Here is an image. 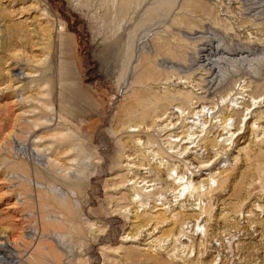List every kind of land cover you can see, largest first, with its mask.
I'll list each match as a JSON object with an SVG mask.
<instances>
[{
  "label": "rangeland",
  "instance_id": "1",
  "mask_svg": "<svg viewBox=\"0 0 264 264\" xmlns=\"http://www.w3.org/2000/svg\"><path fill=\"white\" fill-rule=\"evenodd\" d=\"M0 245V264H264V3L0 0Z\"/></svg>",
  "mask_w": 264,
  "mask_h": 264
},
{
  "label": "bare ground",
  "instance_id": "2",
  "mask_svg": "<svg viewBox=\"0 0 264 264\" xmlns=\"http://www.w3.org/2000/svg\"><path fill=\"white\" fill-rule=\"evenodd\" d=\"M260 2L263 4L264 3V0H260ZM213 35V34H212ZM215 35V34H214ZM45 37H46V39H50L49 38V32H46V34H45ZM211 42V41H210ZM208 43V42H207ZM210 44V43H209ZM247 47V46H246ZM240 50H242V49H240ZM254 50V49H253ZM243 51V50H242ZM248 51H249V49H248ZM201 52H202V54L200 55V61L201 62H203L205 65L204 66H207V71H209L210 70V74H213L217 69H218V63H217V61H218V59H219V57H221V56H219V57H217V55L218 54H223L222 52H220V50L217 48V46H214V45H208V46H206V48H203L202 50H201ZM231 52V51H230ZM251 52V51H250ZM249 52V53H250ZM127 53V52H126ZM238 54H242V52L241 51H239V50H235V52L233 53V55H238ZM245 54V53H244ZM127 55V54H126ZM228 55V54H227ZM255 55V54H254ZM230 56V55H229ZM232 56V55H231ZM241 55H239V57H240ZM250 56V55H249ZM126 57V56H125ZM128 57V56H127ZM225 57V56H224ZM228 57V56H227ZM226 58V57H225ZM224 58V59H225ZM230 58V57H229ZM246 58V57H245ZM231 59H232V57H231ZM250 59V58H249ZM126 60V59H125ZM124 60V61H125ZM242 61V60H241ZM240 61V62H241ZM199 63V62H198ZM202 63V64H203ZM220 63V62H219ZM199 67V66H198ZM145 69V68H144ZM202 70V69H201ZM218 71V70H217ZM216 71V72H217ZM42 73V72H41ZM44 73H42V74H40L39 75V77L37 78V79H40L41 77H44L45 75H43ZM17 75V74H16ZM15 74H10V79H11V77H14V76H16ZM167 75V74H166ZM217 75V74H216ZM157 76V75H156ZM14 78H16V77H14ZM17 79V78H16ZM11 81V80H10ZM138 93V92H137ZM259 95V94H258ZM137 96V95H136ZM136 96H135V98H136ZM133 97L134 96H132V99H133ZM139 97V96H138ZM130 99H131V97H129ZM134 98V99H135ZM132 99H131V101H132ZM133 99V100H134ZM137 100H139L138 98H136ZM139 105V104H138ZM144 112V111H143ZM129 114H131V112L129 113ZM145 115V114H144ZM144 115H140V116H143V118L142 119H147V116L146 117H144ZM139 116V117H140ZM226 118H227V116H225L224 118H223V120L225 121L226 120ZM141 120V119H140ZM129 121V120H128ZM127 121V122H128ZM134 122V121H133ZM137 122H138V118H137ZM142 122L144 123V121L142 120ZM141 122V123H142ZM146 122V121H145ZM140 122H138L137 124H135V125H133L134 127L135 126H138V124H139ZM146 124H147V122H146ZM185 142H187V141H185ZM15 146L17 147L16 148V150L17 149H21L23 152H27L28 154H31V155H33V156H35V152H33V148L31 149V148H29L27 145H25V144H21L20 145V143H18V144H15ZM37 155V154H36ZM259 155H257V157H258ZM263 155H260L259 157H262ZM35 158H36V156H35ZM37 159V158H36ZM17 166V165H16ZM18 167H20V166H18ZM22 168V166L20 167V169ZM23 169V168H22ZM230 176H231V174H229V175H226V177H227V179H229L230 178ZM185 183V182H184ZM182 183H179L178 184V186L179 185H181ZM186 193H188V192H186ZM186 193H185V197H186ZM216 195V197H219L218 195V193H216L215 194ZM64 207V206H63ZM65 212H66V214L67 215H70L71 214V208H69L68 206L67 207H65ZM69 218H70V216H69ZM197 227H199V223L197 224ZM4 245H0V252H3L4 253V250H3V247ZM36 255V254H35ZM37 256V255H36ZM38 256H40V255H38ZM14 258V257H13ZM16 258V257H15Z\"/></svg>",
  "mask_w": 264,
  "mask_h": 264
}]
</instances>
